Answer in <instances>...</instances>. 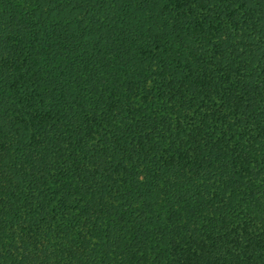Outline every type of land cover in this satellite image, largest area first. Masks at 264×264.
<instances>
[{
    "label": "trees",
    "instance_id": "1",
    "mask_svg": "<svg viewBox=\"0 0 264 264\" xmlns=\"http://www.w3.org/2000/svg\"><path fill=\"white\" fill-rule=\"evenodd\" d=\"M0 264H264V0H0Z\"/></svg>",
    "mask_w": 264,
    "mask_h": 264
}]
</instances>
